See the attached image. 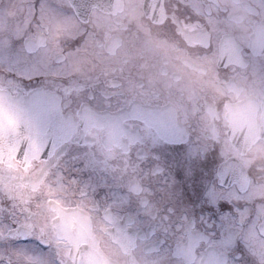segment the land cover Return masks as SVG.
<instances>
[{
  "label": "flooded vegetation",
  "instance_id": "obj_1",
  "mask_svg": "<svg viewBox=\"0 0 264 264\" xmlns=\"http://www.w3.org/2000/svg\"><path fill=\"white\" fill-rule=\"evenodd\" d=\"M78 1L0 0V264H264V0Z\"/></svg>",
  "mask_w": 264,
  "mask_h": 264
},
{
  "label": "snow or ice",
  "instance_id": "obj_2",
  "mask_svg": "<svg viewBox=\"0 0 264 264\" xmlns=\"http://www.w3.org/2000/svg\"><path fill=\"white\" fill-rule=\"evenodd\" d=\"M47 152V148L45 149V153ZM43 155V154H42ZM178 179H183V174L181 173L178 177ZM189 201H191V197H188ZM221 207L220 201H217L215 204V208L212 209L215 211L216 209H219ZM228 214L221 213L218 217L219 223H218V232L222 235L223 231L228 227L227 222H226V216ZM213 237L217 235V232L211 233Z\"/></svg>",
  "mask_w": 264,
  "mask_h": 264
},
{
  "label": "rangeland",
  "instance_id": "obj_3",
  "mask_svg": "<svg viewBox=\"0 0 264 264\" xmlns=\"http://www.w3.org/2000/svg\"><path fill=\"white\" fill-rule=\"evenodd\" d=\"M44 10H45L44 14L53 13V11L51 9H49L48 7H45ZM16 12L17 13H23L25 15H32V8H30V5L28 4L25 7H23V6L21 8L19 7L18 11L14 10V13H16ZM55 13H57V12H55ZM68 68H69V72L74 71V69H75L74 67H72V65L71 66L66 65L65 67H63L61 69L66 70ZM20 69H21V71H24L26 74L29 72V66L28 65L25 67H20ZM35 70H37V67H35Z\"/></svg>",
  "mask_w": 264,
  "mask_h": 264
},
{
  "label": "water",
  "instance_id": "obj_4",
  "mask_svg": "<svg viewBox=\"0 0 264 264\" xmlns=\"http://www.w3.org/2000/svg\"><path fill=\"white\" fill-rule=\"evenodd\" d=\"M78 0H70V3H71V5L73 6V7H78ZM57 114V113H56ZM61 134H62V131H61V129L60 128H58V130H57V135H58V138H59V141L60 140H62V138H61Z\"/></svg>",
  "mask_w": 264,
  "mask_h": 264
}]
</instances>
